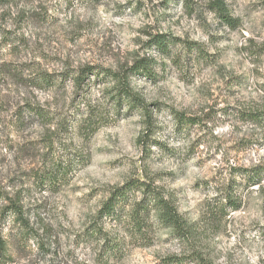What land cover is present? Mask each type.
<instances>
[{"label": "rangeland", "instance_id": "374dc122", "mask_svg": "<svg viewBox=\"0 0 264 264\" xmlns=\"http://www.w3.org/2000/svg\"><path fill=\"white\" fill-rule=\"evenodd\" d=\"M144 57L152 76L129 82L147 113L114 106L104 71ZM175 115L198 124L179 127ZM51 159L76 164L43 191L34 173ZM130 180L163 193L188 234L153 224L144 242L102 224L126 246L106 264H264V0H0V209L4 197L20 202L36 239L14 240V264H98L101 244L81 233ZM16 229L0 216L2 237Z\"/></svg>", "mask_w": 264, "mask_h": 264}, {"label": "trees", "instance_id": "16d2710c", "mask_svg": "<svg viewBox=\"0 0 264 264\" xmlns=\"http://www.w3.org/2000/svg\"><path fill=\"white\" fill-rule=\"evenodd\" d=\"M210 9L215 17L220 19L226 26L236 27V21L229 15L222 2L214 1ZM152 45L163 52H166L168 48V42H166L163 35L154 36ZM151 67V60L144 57L122 72L104 71V77L114 83V106L127 104L133 108H141L146 112L144 103L137 98V95L130 87L129 81L135 75L151 77ZM83 74L84 72L82 71L80 77L77 76L74 82H78ZM41 77L42 82L52 84L51 76L48 78L39 76V78ZM31 114L33 116H43L41 113L35 112V110ZM147 117H151L150 114H147ZM253 118L256 119L257 117ZM175 119L179 127L198 124L197 119L186 118L183 115H175ZM52 161L53 159H51L49 165H45L34 173V181L38 182V186L40 185V189H43V191L54 190L61 184L67 183L68 175L72 171V165L76 164V162L70 160L57 163ZM231 171L229 175L232 179H235L237 170L232 169ZM254 176L256 175L248 174L246 178L255 182ZM137 192L139 193L138 198L134 196ZM232 193H225L221 199L225 202V205H229L233 211H236L240 206L236 202L237 199L233 198ZM1 194L0 192V196ZM3 200H5L6 205L0 209L1 219L10 221L13 227L18 226L20 229H16L19 233L15 237L4 238L0 235V264H14L12 248L18 247V245L16 246L18 243L27 245L36 239L33 235V230L23 219L20 202L7 197H4ZM222 212L225 213L226 208ZM105 223L120 227L130 239H137L138 237L139 240L144 242L147 240L146 228H150L153 224H157L164 230L171 231L172 234L179 238L188 234V228L172 202L164 197L163 193L158 189L141 180H130L112 191L98 210L95 223H92L81 233L83 242L94 240L101 244L99 245L100 257L98 264H106L107 261H119L126 252V246L122 242L110 238V234L103 231L102 224ZM14 240L17 241L16 244ZM176 260V258H167L163 259L160 264H177Z\"/></svg>", "mask_w": 264, "mask_h": 264}]
</instances>
